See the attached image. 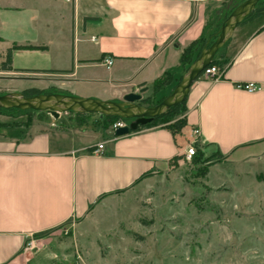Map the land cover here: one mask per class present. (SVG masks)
I'll use <instances>...</instances> for the list:
<instances>
[{
	"label": "crops",
	"instance_id": "0c3cea01",
	"mask_svg": "<svg viewBox=\"0 0 264 264\" xmlns=\"http://www.w3.org/2000/svg\"><path fill=\"white\" fill-rule=\"evenodd\" d=\"M225 1L51 0L47 11L25 13L16 24L42 28L47 39L9 43L0 32L6 47L0 66L14 46L43 47L13 50V70L0 67V80L102 101L122 102L134 93L157 102L165 86L180 79L184 50ZM224 58L223 80L200 77L193 84L185 101L187 126L177 136L165 126L117 137L110 129H62L44 121L1 129L0 264H39L35 247L53 243L60 228L76 227L72 222L88 219L111 198L169 175L195 129L206 159L222 156L215 166L264 160V15L235 30ZM157 82L163 87L155 95ZM247 83L259 90L240 87ZM102 143L105 152L95 154ZM214 165L204 175L210 189L243 187L257 173L212 180Z\"/></svg>",
	"mask_w": 264,
	"mask_h": 264
},
{
	"label": "rangeland",
	"instance_id": "374dc122",
	"mask_svg": "<svg viewBox=\"0 0 264 264\" xmlns=\"http://www.w3.org/2000/svg\"><path fill=\"white\" fill-rule=\"evenodd\" d=\"M50 1L0 0V32L9 43L47 39L50 33L42 28H19L16 24L20 16L25 18V13L47 11ZM227 11L211 21L206 32L208 41H216L219 33L213 40L211 35L218 23L223 26L227 20ZM4 48L0 44V50ZM218 56H222V51ZM178 81L179 77L171 80L160 98L168 97ZM15 84L0 80V96L28 90ZM34 89L65 94L45 86ZM46 112H42L44 118ZM88 114L82 129L75 127V115L71 112L63 113L58 120H44L35 112H1L0 123L44 121L62 129L111 130L99 114ZM213 156L214 160L218 157ZM205 160V155L197 162L184 157L179 168L172 169L169 175L111 198L88 219L72 222L76 227L60 228L53 243L35 247L39 264H264V160L250 159L241 167L230 162L212 166L211 178L219 181L223 175L244 170L257 172L236 189H210L203 175L209 167Z\"/></svg>",
	"mask_w": 264,
	"mask_h": 264
},
{
	"label": "water",
	"instance_id": "95a60500",
	"mask_svg": "<svg viewBox=\"0 0 264 264\" xmlns=\"http://www.w3.org/2000/svg\"><path fill=\"white\" fill-rule=\"evenodd\" d=\"M261 1L264 0H247L238 6L224 22L216 41L202 51L174 91L157 105H141L142 95L134 93L125 96L122 102H112L67 94H42L27 97L23 92H14L0 96V109L48 111L56 120L60 119L61 115L66 112L94 113L101 117L134 120L131 124L116 131L117 137L129 135L136 132L140 127L152 123L156 117L167 113L172 107L186 101L193 84L200 78L204 70L214 62L219 51L233 37L235 30L249 17Z\"/></svg>",
	"mask_w": 264,
	"mask_h": 264
},
{
	"label": "trees",
	"instance_id": "16d2710c",
	"mask_svg": "<svg viewBox=\"0 0 264 264\" xmlns=\"http://www.w3.org/2000/svg\"><path fill=\"white\" fill-rule=\"evenodd\" d=\"M245 1H247V0H226L225 2L222 3L221 7L213 13L212 18L210 19V21L208 22V24L204 28V32H203L201 38L199 40L193 42L192 44H190L184 50V52L181 56L180 68L182 71V75L178 81V84L182 80L183 76L187 73L190 66L199 58L202 51L205 48L210 47L215 42L214 38H215L216 34L219 33V31L222 27V24H221V22L218 23L215 32L211 35V38H212L211 40H213V39L214 40L208 41L206 39V32H207V29H208L211 21L217 20L219 18L220 12L228 10L227 15H226L227 17L225 18V20H226L232 14V12L238 6H240L242 3H244ZM263 15H264V1H261L257 5L256 9L249 15V17L241 25L247 24L249 22H253V21L259 19L260 17H262ZM229 43H230V41L220 50V51H222V56L216 57V59L214 60V62L211 65H218L220 67H223L224 65L227 64V60L224 58V52H225L227 46L229 45ZM17 49H43V47L14 46L12 49H10L8 51L6 62H4L0 66L3 71H12L13 70V68H12V53H13V50H17ZM200 77H202V75ZM162 87H163V82H157L154 85V94L157 95L161 91ZM56 92H58V91H56V90H51V91L50 90H39V89H34V88L23 91L24 95H26L27 97H33V96L42 95V94H54ZM165 98L166 97H163L160 100H158L157 102H154L153 98L149 97V98L142 100L141 104L145 105V106H154V105L161 103ZM1 112H3V113H12V112L33 113V112H35V113L40 114L41 118H44L42 116V112L33 111V110L22 111V110H18V109H10V110L0 109V113ZM71 113L75 115V117L73 118V120L75 121V127L82 129V127L87 122L86 117L89 114L88 113H76V112H71ZM185 113H186V107H185V102H184V103L179 104L175 107H172L167 113L163 114L162 116L156 117L152 123L140 127L136 132H140L142 130H146V129H150V128H154V127H158V126H165L173 133L174 136L180 135L182 133V131L184 130V128L187 126V120H186V117L184 116ZM46 117L44 118V120H46V119L49 120L52 118V116L50 115L49 112H46ZM101 118H102L103 122L108 123L109 127H111L113 124H115L118 121H125L127 124H130V120L122 119L119 117L104 116ZM26 125L29 126L31 124H26ZM58 125H61V124L59 123ZM8 126H9V124L0 123V130L3 128H6ZM203 155L204 154H203L202 150L197 146V156H195L193 158L194 162L201 160L203 158ZM213 157L214 156L207 158L205 160V164H207L208 166H211V165H214V164L220 162L222 159V156H218L217 159H215V160ZM183 159H184V156H180V157L176 158L177 161H180ZM207 169L208 168L205 169L203 175L206 174Z\"/></svg>",
	"mask_w": 264,
	"mask_h": 264
},
{
	"label": "built area",
	"instance_id": "2783aa9c",
	"mask_svg": "<svg viewBox=\"0 0 264 264\" xmlns=\"http://www.w3.org/2000/svg\"><path fill=\"white\" fill-rule=\"evenodd\" d=\"M114 63V61L112 59H108L105 61V64L108 66H112ZM225 69H226V65H224L223 67H220L218 65H210L209 67H207L203 74L202 77L209 79L211 81L214 82H218L224 79V74H225ZM242 89L253 93L259 90V86L256 83H247V84H242L240 86ZM129 124H127L125 121H118L115 124H113L111 126V130L113 131L114 134H116V131L119 128H123L125 126H127ZM53 126H56L55 124H53ZM200 138V131L199 129H195L193 130V140L191 142H189L186 153H185V157L187 160H191L193 159L195 156H197V146H198V141ZM106 150V144L102 143L98 145V148L95 150V154H103ZM30 246L32 245L29 244Z\"/></svg>",
	"mask_w": 264,
	"mask_h": 264
},
{
	"label": "flooded vegetation",
	"instance_id": "af4514ba",
	"mask_svg": "<svg viewBox=\"0 0 264 264\" xmlns=\"http://www.w3.org/2000/svg\"><path fill=\"white\" fill-rule=\"evenodd\" d=\"M141 104V103H140ZM142 105V104H141Z\"/></svg>",
	"mask_w": 264,
	"mask_h": 264
}]
</instances>
